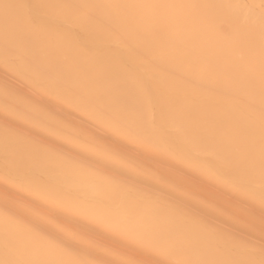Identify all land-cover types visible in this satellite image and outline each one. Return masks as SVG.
Here are the masks:
<instances>
[{
    "label": "bare ground",
    "instance_id": "6f19581e",
    "mask_svg": "<svg viewBox=\"0 0 264 264\" xmlns=\"http://www.w3.org/2000/svg\"><path fill=\"white\" fill-rule=\"evenodd\" d=\"M42 23L55 28L59 21L53 17ZM172 42L163 48L151 37L137 41L107 36L102 25L74 26L57 37L65 52L58 62L45 44L20 49L46 75L23 62L6 65L0 57V213L12 208L26 217L27 209L42 205L50 217L110 249L67 260L164 264L171 257L138 235L157 225L203 226L255 249L259 259L264 248L260 179L242 182L226 150L236 135L234 117L243 112L244 92L218 52L194 46L183 31ZM209 59L215 67L207 65ZM64 76L75 95L56 87ZM80 95L95 103L82 102ZM164 119L169 139L160 136ZM137 127L150 138L134 135ZM85 142L119 153L135 170L105 163L110 158ZM17 172L43 186L44 194L37 196L5 175ZM36 222L51 231L44 220ZM5 225L0 215V229ZM7 227L23 230L20 223ZM247 255L241 251V258Z\"/></svg>",
    "mask_w": 264,
    "mask_h": 264
},
{
    "label": "snow or ice",
    "instance_id": "6c2138e0",
    "mask_svg": "<svg viewBox=\"0 0 264 264\" xmlns=\"http://www.w3.org/2000/svg\"><path fill=\"white\" fill-rule=\"evenodd\" d=\"M53 17L55 28L42 21ZM102 25L107 36L121 34L130 40L154 38L163 48L172 46V37L183 31L194 46L206 45L218 52L229 69L234 85L244 92L243 112L234 117L236 135L226 150L233 157L236 175L247 184L259 176L264 199V0H21L0 4V57L6 65L21 62L30 70L46 75L33 60L21 54L22 47L34 49L47 45L53 62L65 52L57 37L74 26ZM215 67V61H207ZM67 76L56 87L68 95L76 93L67 83ZM80 100L94 104L92 97ZM105 115H109L105 113ZM110 119H114L109 116ZM116 123L124 126L122 121ZM160 136L169 139L167 120L161 121ZM134 135L150 138L142 127L131 130ZM110 159L105 163L132 172L135 165L126 157L98 142H85ZM6 142V152H7ZM6 177L20 185H28L37 195L43 186L29 180L23 173ZM20 216L12 208L0 215L6 222L0 229V264H111L110 261L67 260L82 253L106 254L110 249L93 236L68 227L42 205L27 209ZM36 220H44L51 231H42ZM20 223L23 230L12 231L7 224ZM129 225L128 228H133ZM151 248L168 255L164 264H264V248L256 258L255 249L215 236L203 226L191 228L153 226L138 233ZM248 255L241 258V251ZM125 264H135L128 260Z\"/></svg>",
    "mask_w": 264,
    "mask_h": 264
}]
</instances>
